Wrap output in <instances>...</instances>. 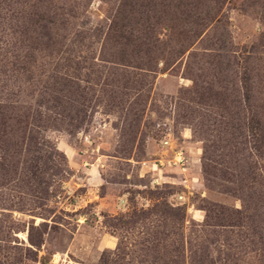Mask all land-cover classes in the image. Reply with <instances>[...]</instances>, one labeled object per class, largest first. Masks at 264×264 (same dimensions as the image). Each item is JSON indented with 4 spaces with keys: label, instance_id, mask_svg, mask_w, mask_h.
<instances>
[{
    "label": "rangeland",
    "instance_id": "374dc122",
    "mask_svg": "<svg viewBox=\"0 0 264 264\" xmlns=\"http://www.w3.org/2000/svg\"><path fill=\"white\" fill-rule=\"evenodd\" d=\"M0 264H264V0H0Z\"/></svg>",
    "mask_w": 264,
    "mask_h": 264
},
{
    "label": "crops",
    "instance_id": "0c3cea01",
    "mask_svg": "<svg viewBox=\"0 0 264 264\" xmlns=\"http://www.w3.org/2000/svg\"><path fill=\"white\" fill-rule=\"evenodd\" d=\"M105 247L107 246V245H104Z\"/></svg>",
    "mask_w": 264,
    "mask_h": 264
}]
</instances>
